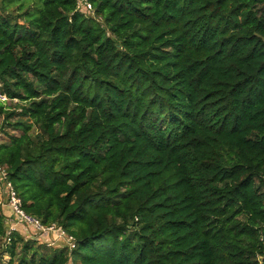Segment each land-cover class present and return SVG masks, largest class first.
<instances>
[{
	"label": "trees",
	"instance_id": "obj_1",
	"mask_svg": "<svg viewBox=\"0 0 264 264\" xmlns=\"http://www.w3.org/2000/svg\"><path fill=\"white\" fill-rule=\"evenodd\" d=\"M88 3L0 0V165L76 240L0 206V259L264 264V0Z\"/></svg>",
	"mask_w": 264,
	"mask_h": 264
},
{
	"label": "built area",
	"instance_id": "obj_2",
	"mask_svg": "<svg viewBox=\"0 0 264 264\" xmlns=\"http://www.w3.org/2000/svg\"><path fill=\"white\" fill-rule=\"evenodd\" d=\"M76 8L83 13L92 14L88 0H76ZM0 102L8 103L9 99L0 94ZM7 176L6 168L0 165V187H2L3 190L0 206L8 207L13 214V218H11L7 224L5 245L7 246L10 242L8 236L16 231V226L20 224L39 234L41 238L36 236L34 239L41 241L47 247H63L73 250L76 247V240L73 236L68 235L56 224L43 225L38 218L24 211L21 200Z\"/></svg>",
	"mask_w": 264,
	"mask_h": 264
},
{
	"label": "rangeland",
	"instance_id": "obj_3",
	"mask_svg": "<svg viewBox=\"0 0 264 264\" xmlns=\"http://www.w3.org/2000/svg\"><path fill=\"white\" fill-rule=\"evenodd\" d=\"M5 105L7 107H9L10 106V102L6 103ZM2 120H3V117H2V115H0V130H1V127H2ZM14 134L15 135H19L20 133L15 132ZM7 141H8L7 137L4 136V134L2 132H0V142H7ZM16 227H17V230L19 232H21V234L25 237V239L32 240L36 236L41 238V236L39 234L33 232L32 230H30L27 227H24V226H22L20 224H18ZM40 243L42 244L41 241L38 242V244H40ZM42 252L43 253H47L48 250L45 248V249H42ZM0 264H9V257L7 255H3L2 259H0ZM12 264H17V261H13Z\"/></svg>",
	"mask_w": 264,
	"mask_h": 264
},
{
	"label": "crops",
	"instance_id": "obj_4",
	"mask_svg": "<svg viewBox=\"0 0 264 264\" xmlns=\"http://www.w3.org/2000/svg\"><path fill=\"white\" fill-rule=\"evenodd\" d=\"M2 196H3V190H2V187H0V199L2 198ZM10 219H8V221H10Z\"/></svg>",
	"mask_w": 264,
	"mask_h": 264
}]
</instances>
